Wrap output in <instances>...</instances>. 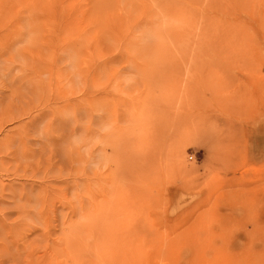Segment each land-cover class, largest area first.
I'll return each instance as SVG.
<instances>
[{"label":"rangeland","instance_id":"rangeland-1","mask_svg":"<svg viewBox=\"0 0 264 264\" xmlns=\"http://www.w3.org/2000/svg\"><path fill=\"white\" fill-rule=\"evenodd\" d=\"M0 264H264V0H0Z\"/></svg>","mask_w":264,"mask_h":264}]
</instances>
